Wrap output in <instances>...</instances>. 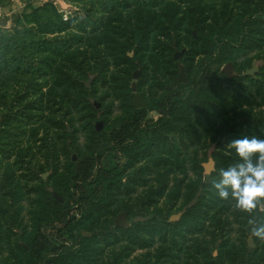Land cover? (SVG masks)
<instances>
[{"label":"trees","instance_id":"obj_1","mask_svg":"<svg viewBox=\"0 0 264 264\" xmlns=\"http://www.w3.org/2000/svg\"><path fill=\"white\" fill-rule=\"evenodd\" d=\"M74 1L79 10L69 20L50 0L28 3L11 15L10 27L0 26V247L7 252L5 264H107L101 258L106 239L109 248L126 244L117 261L126 252L160 242L155 257L146 255L134 264H264V245L247 247L242 229L236 249L229 248L232 238L219 214L230 199H220L211 181L199 182V195L190 198L189 206L186 202L188 210L180 220L171 221L169 211L147 209L131 227L114 221L119 198L132 193L127 191L131 184L140 183L138 174L125 181L138 163L170 168L163 174L162 187L167 188L177 166L196 164L201 170L203 140L221 118L235 114L254 132L262 130L249 111L264 106V66L256 76H246L250 61L238 59L257 50L256 58L264 61V0ZM184 48V56L176 60L175 53ZM188 61L196 69L183 83L175 69ZM229 62L237 67V81L223 71ZM114 63L119 69L126 64L146 69L156 92L146 99V107L137 108L130 70L122 71L120 81L114 76L121 112L98 131L93 89L85 81L93 75L107 88V71ZM83 112L88 113L82 126L87 137L77 149L74 133L65 131L61 137L60 130L69 116ZM53 127L55 140L70 153L63 168L53 161L57 146L48 144ZM217 134L229 137L227 130ZM222 148L215 147V156L229 158ZM233 152L237 163L240 158ZM39 153L51 160L48 167L54 174L48 180L41 177L45 164H34ZM107 156L115 160L112 167L104 163ZM30 177H38V184L27 192L23 182ZM184 182L178 188L181 198L192 189ZM255 215L264 222V212ZM217 242L222 251L214 256ZM201 256L212 261L204 263Z\"/></svg>","mask_w":264,"mask_h":264},{"label":"rangeland","instance_id":"obj_2","mask_svg":"<svg viewBox=\"0 0 264 264\" xmlns=\"http://www.w3.org/2000/svg\"><path fill=\"white\" fill-rule=\"evenodd\" d=\"M9 2L10 0H4V3L1 5L7 6ZM36 2H37L36 5H40L41 3H43L42 0H36ZM60 2H61V6L64 9L71 11V17L75 14L76 11L79 10L78 3L74 0H60ZM11 22H12V19H11ZM261 50L262 52H260V55L264 56V51H263L264 46ZM134 55L135 54L133 51L129 52L130 57H133ZM257 55H258L257 50H253L252 52H244V55L240 57L238 61L239 63L250 61L249 68H252L254 63H257V65L260 68H262L264 66V61H262V59L256 58ZM182 62L180 66L176 68L177 70L175 69L176 76L177 77L179 76L181 66H185V65H186L185 67H187L186 69L187 77L189 75H193L196 68L192 69L191 67L187 66L189 65V62L191 61H188L187 64L182 63ZM195 64L196 63H194L193 65ZM168 65L172 67L171 64H168ZM126 69H129L130 73H132L130 75L132 77V79L130 80L131 86H133V84L136 83L137 92H142L146 99L151 98L152 93L156 92L155 89L154 91H152L153 82L150 78L151 76H149L150 75L149 72H147L146 74V69H143L142 67L140 68V66H132L130 64L129 65L126 64V65L121 66V68L119 69L118 67L115 68V63L112 64V66L110 65L109 70H108L109 72L106 70L108 73L107 82L109 83L107 88L103 86V79L101 81H98L97 79L95 80V77L93 75H91V77L85 81V84L88 87V89H93L92 91L93 108H95V111H97L96 112L97 120H95V126L97 128V125L99 122L102 125L101 129H98V131H102L106 127V124L109 123L111 120L117 119V116L121 112V107H120L121 104L119 100L120 92H119V83H118L120 80L118 78L122 77V74H124L122 73V71L126 72ZM139 69L142 70V74H141V77L138 80H136L133 78L132 75L136 70H139ZM115 72L117 73L116 75L114 74ZM237 72H238L237 67L234 65L233 68L231 69L230 74L229 75L227 74V75L233 78V80L237 81V76H236L238 74ZM257 74L258 72L253 76H256ZM114 76H116L119 81L116 80L115 78L113 79ZM88 85H90V87ZM176 85H178V83H176ZM234 86H238V85L234 83ZM108 88L109 90L112 89L110 90L112 92L109 94L108 97L106 96L105 98L104 97L105 94L107 93V91L109 92ZM132 96L134 100V95ZM96 102L100 104L99 108H97ZM249 112H251V114H254L252 116L253 118L256 115L257 122L260 121L262 130L259 129L258 130V132L260 131L259 133L253 131L254 126H251L252 129H250V126L248 124L246 125L241 124V122L238 120V117L235 114H230L229 118H226V117L221 118L218 128H215L212 131H210V133H208V135L203 140L204 141L202 143L203 148L201 149V152H200L202 155L201 162H200V165L202 166L201 170H200V167H198L196 164H193L192 166L187 165L182 168L177 166L174 169L175 171L169 175V178L167 180V183H168L167 188L162 187V185L165 186L164 184L165 176L163 174L165 173V175H168L167 169H170V168H164L162 166L157 167L156 166L157 164H155L154 162H152L151 164H148V162L142 161L138 163L133 169L128 171L125 181L127 180L128 177L138 174V175H141L140 183H133V185L131 184L127 188V191L132 192V193L127 197L121 196L119 198V202L117 206L119 207L118 208L119 211H117L114 217V221L116 219V216L120 212L122 211L128 212L129 213L128 220L130 221V224L127 226H121V227H126V228L131 227L136 222H141V220L143 219L141 212L147 209L148 210L150 209V211L153 209L154 210L156 209L158 211L161 210L164 212L169 211L171 212V215L180 214V218L176 219V220H180L183 214L188 210V206L190 205L192 201L190 198L192 197L196 198L199 195V193L195 192L196 188L198 187L199 182L201 180L204 182L205 181L213 182L214 180H218L220 169L222 168L227 169L230 165H233L236 163V162H233V159H231V155L232 153H234L233 149H230L227 147L230 141L234 139H240L245 136L249 138L252 136H256L260 139H264V106L256 107ZM86 115H88V113H85V112L78 113V114L73 113L71 116H69L66 119L65 128L60 130L63 132L61 133V137H64L65 131L74 133L73 139H75V142H76V145L74 144V146L77 149H79L77 145L82 146L87 137L85 132L82 129L83 121H85L83 119L86 117ZM154 115L155 117H157V114H154ZM50 117L52 116H48V120L50 119ZM54 119H57V115ZM228 121H230V123ZM261 121L263 122V124L261 123ZM53 125H54V122H53ZM56 125L54 126L56 127ZM223 130L224 131L227 130V135H229L228 138L221 139V136L217 134L218 131L222 132ZM57 133L58 131L53 127L52 130L50 131V135L48 138V144L52 147L57 146L58 153L55 155L56 158L54 157L53 161L55 160V163L58 164L60 168H63L66 165L68 159L70 158V153L68 152L67 148H64V144L62 141L55 140ZM39 137H43V134H40ZM68 141H72V138L70 137ZM37 143L38 145H41L40 142H37ZM216 146L224 147L222 148V152L224 155L226 154L227 156H229V158L222 156V160H221L219 156L216 155L217 156L216 157L214 154V150ZM48 157H49L48 155L41 156V154L39 153L35 160L37 162H34V164H37V165L39 163L45 164V167L43 168V170H41V177L44 179L43 175L46 173H48V176L44 180H48L54 174V171L51 168L49 169L48 167V163L49 161H51L50 159H48ZM210 158H213L215 160V170L211 175H206L204 164L208 163ZM104 163L105 165L112 167L115 163V160L113 159L112 156H107L104 159ZM199 175H203L204 178L201 179ZM30 178L31 179L27 181L24 180L23 182V186L26 188L27 192H29L33 187H35L38 184V181H37L38 177L37 178L30 177ZM181 182H184V186L186 184L192 185V189L189 193L186 190L187 188L184 190L186 195L188 193L186 198L178 197V191H179L178 188L181 187L180 185ZM162 194L164 195L161 196ZM27 197H31V196L28 195ZM208 199L210 201L211 197L207 198L206 201ZM150 202L152 203L151 207H149L148 205V203ZM186 202L188 206H186ZM233 205H234V201L230 199V206L228 207V209L225 211V213L219 214L220 215L219 218H222L221 220H223L225 222V225L227 226V229H228L227 233H229L230 238H232V241L229 244L230 245L229 248L234 249V250L236 249L235 245L239 242V240L237 239H240V236H239L240 229L245 231V234L243 238H241V240H243V242L246 244L247 247L251 249H256V248L263 246L264 241H261L258 238L251 237L250 227L247 224V221L249 219L247 216L248 213L235 209ZM211 216L212 214H210V217ZM171 221H175V220H171ZM257 223H261V221ZM17 232L23 233V228H19ZM250 238L254 239V244H255L254 248L249 246L248 241ZM109 240L106 239L105 240L106 242L103 243L106 246V249L101 257L103 259V262L107 264H114V262L115 264H134L135 262H137L138 258L145 257L146 255L151 258L155 257L154 255L156 254V251L162 247L160 242L157 240L153 242V244H150L149 246L145 248L139 247L138 249H135L134 251L126 252L125 254H122V259L117 261L116 257L120 254L123 246L126 244L124 243L118 244L117 246H111L109 248V245H108L110 243ZM220 244H221L220 242H217L216 245L212 247L211 254H213L214 256H218L221 253L222 248L220 247ZM6 253H7L6 249L3 246H1L0 247V264H5V260L7 257ZM206 258L209 259V261H212L210 257L209 258L206 257ZM206 258L204 256H201L200 260H202V262L205 263ZM227 262L229 261H226L225 264H228Z\"/></svg>","mask_w":264,"mask_h":264},{"label":"clouds","instance_id":"obj_3","mask_svg":"<svg viewBox=\"0 0 264 264\" xmlns=\"http://www.w3.org/2000/svg\"><path fill=\"white\" fill-rule=\"evenodd\" d=\"M240 161L220 169L212 187L220 199L234 201V208L249 214L251 237L264 241V222L257 223V210L264 212V139L256 136L234 139L227 145Z\"/></svg>","mask_w":264,"mask_h":264},{"label":"water","instance_id":"obj_4","mask_svg":"<svg viewBox=\"0 0 264 264\" xmlns=\"http://www.w3.org/2000/svg\"><path fill=\"white\" fill-rule=\"evenodd\" d=\"M186 51H187V48H184L182 50L177 51L175 53V59L176 60H180L184 56V54H185ZM233 66H234V63L233 62H229L224 67L223 71L226 74L229 75L230 72H231V69L233 68ZM258 71H259V66L257 65V63H254L253 66H252V68L248 69L245 72V75H247V76H253ZM141 74H142V70L141 69L136 70L134 72V74H133V78L136 79V80H138L141 77ZM179 79L183 83H187L189 81V78L186 75V71H185V67L184 66H181V70H180V74H179ZM88 86L90 87V85H88ZM133 95H134L133 102H134L135 107L141 108V107H146L148 105V101L145 99L144 94L142 92H137V84L136 83L133 84ZM96 106H97V108H99L100 107V104L96 102ZM101 127H102V125L99 122L98 125H97V128L98 129H101ZM74 159H77L76 154H74ZM204 168H205V174L206 175H211L214 172V170H215V160L213 158H210L209 162L206 163V164H204ZM47 176H48V173L44 174L43 175L44 179H46ZM54 196L60 202H63L64 201L63 197L60 195L59 192H54ZM179 218H180V214H178V215H172L171 216V220H176V219H179ZM129 224H130V221L128 220V213L127 212L122 211V212H120L116 216V219H115V225L116 226L121 227V226H127ZM83 234L85 236H88V237L91 236V233H87L85 231L83 232ZM248 243H249V246L250 247H252V248L255 247L254 239L253 238H250L249 241H248Z\"/></svg>","mask_w":264,"mask_h":264},{"label":"crops","instance_id":"obj_5","mask_svg":"<svg viewBox=\"0 0 264 264\" xmlns=\"http://www.w3.org/2000/svg\"><path fill=\"white\" fill-rule=\"evenodd\" d=\"M28 3L36 4L37 2L36 0H18L16 3V2H13V0H10L7 6H2L0 4V8L3 9V11L7 14V16L4 19L0 20V26L7 25L6 27H10L12 25L11 15L9 16L8 14H10L11 12L13 14L15 12L22 11ZM21 7H24V8L21 9Z\"/></svg>","mask_w":264,"mask_h":264},{"label":"built area","instance_id":"obj_6","mask_svg":"<svg viewBox=\"0 0 264 264\" xmlns=\"http://www.w3.org/2000/svg\"><path fill=\"white\" fill-rule=\"evenodd\" d=\"M18 0H13V2H16L17 3ZM45 1H50V0H42V2H45ZM57 5L61 6V2L60 0H53ZM24 8V7H21V9ZM62 11L64 13V19L65 20H69V18L71 17V11H68L67 9H64L62 6ZM9 16L12 15V12L10 14H8ZM7 16V14L3 11V9L0 8V20L1 19H4L5 17ZM2 26V25H1Z\"/></svg>","mask_w":264,"mask_h":264},{"label":"flooded vegetation","instance_id":"obj_7","mask_svg":"<svg viewBox=\"0 0 264 264\" xmlns=\"http://www.w3.org/2000/svg\"><path fill=\"white\" fill-rule=\"evenodd\" d=\"M179 74H180V73H179ZM171 87H172V86H171ZM171 87H170V90H173L174 87H172V88H171ZM145 99H146V98H145Z\"/></svg>","mask_w":264,"mask_h":264}]
</instances>
